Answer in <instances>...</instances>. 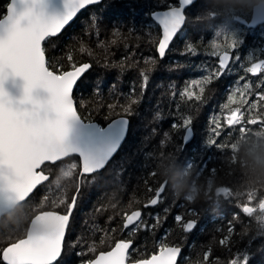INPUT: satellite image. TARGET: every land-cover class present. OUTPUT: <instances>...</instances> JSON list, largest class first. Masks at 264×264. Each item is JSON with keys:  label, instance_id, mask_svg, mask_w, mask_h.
I'll use <instances>...</instances> for the list:
<instances>
[{"label": "snow or ice", "instance_id": "1", "mask_svg": "<svg viewBox=\"0 0 264 264\" xmlns=\"http://www.w3.org/2000/svg\"><path fill=\"white\" fill-rule=\"evenodd\" d=\"M112 5L113 0H65L64 13L49 15L44 11V0H9L6 3L3 14L0 15V208L18 199L23 191L30 190L29 196H34V190L39 191L38 186L44 187L42 181L35 179L37 174L44 176L45 165L55 166L65 159L63 156L56 160L42 159L47 152L67 147L70 156L79 161L80 176L85 184L89 177L98 176L102 171L110 169L115 174L117 168L126 171V165L132 162L131 158H122L119 162L117 158L129 131V117L134 114L138 103L135 98V83L133 91L126 94L125 103H96V108L92 110H99L101 107L107 109L108 114L102 117L101 122L93 119L92 110L83 111L87 102L80 98L79 93L100 65V60L92 50L95 45L86 43L85 37L95 35L98 40L101 35L114 37L99 41V46L105 52L103 67L117 68L120 73L132 69L139 76L142 93L150 74L163 67L162 61L176 47L175 40L187 35L186 23L191 22L189 12L196 7V0H175L174 3L150 0L139 24L134 19L124 20L108 15ZM204 7L205 0L195 14L197 20V13ZM85 14L88 16L84 21L86 27H81L77 36L71 37L74 43L65 44V33ZM260 15H264V10ZM202 24L214 33V38L204 44L202 41L198 43L196 37H193L192 42L184 43L182 54L196 56L200 54L202 47L210 48V55L218 63L215 67L209 66L206 75L186 82L181 91L171 95L178 94L190 109L192 103L189 102H202L206 89L226 74L242 71L244 75L237 77L242 81L247 74L259 73L262 78L260 86L251 83H244L242 89L234 88L232 84L228 86L227 103L223 105V110L226 111L223 123L229 131L236 128L240 132L252 128L251 126L264 124V59L250 62L247 67L243 63L239 64V68L232 67L240 61V56L234 53L239 52L243 42V30L229 37L214 31L215 21L212 24ZM125 28L126 33L122 31ZM145 30L149 36L151 54L143 57L142 65L134 56L129 61L132 48L127 43L123 45L126 48L124 56L119 60L109 61V57L113 55L111 47L116 46L118 40L128 41L133 34ZM136 39L139 40L140 37L136 36ZM54 40L61 43L59 56L52 54L55 51L51 47ZM142 52L141 48L135 49L136 55ZM249 59L251 61V57ZM10 73L23 77L25 81L24 94L19 100H13L3 87V82ZM101 83L97 79L92 86L91 94L94 97L103 96ZM37 87L45 89L48 95L44 98L34 96L33 89ZM250 96L254 99L249 100ZM179 109L180 105L177 104L176 110L171 113L173 119L169 121V129L180 141L179 144L172 145V149L180 155L192 142L194 132L193 116L184 114ZM211 123L214 127L209 137L203 140L201 149L210 146L221 151L227 145L212 138L220 137L224 131L220 116H213ZM73 124H79L82 129H87L96 136L94 146L85 149L79 143L69 141V131ZM161 135L164 139L159 140L152 151L167 148L166 142L173 140L169 131H163ZM152 151L146 153L147 161ZM213 159V156H205L202 152L199 159L188 156L185 161H197L200 169L210 170L209 165ZM156 176L149 162L145 163L137 180L143 182L147 194L146 203L139 202L135 207L123 210L121 224L112 229V232L119 233L129 226L149 230L161 223L159 215L152 216L154 222L151 225L146 219L152 215L146 209L157 206L169 192L166 182L157 180ZM227 198L231 199L232 196L227 195ZM76 204L77 197L73 195L63 211L41 224L38 230L0 241V264H68L66 258L76 248L81 249L75 253L79 264H185L184 259L178 261L183 246L182 239H160L150 254L141 252L130 237L112 236L102 250L97 249L94 244L83 243L81 236L72 241L70 218L74 222L73 211ZM237 206L248 215L246 206L239 203ZM177 207L184 205L178 204ZM168 211V208L164 209L165 214ZM189 213L190 217L181 213L173 217L184 232L191 231L197 224V213L191 208ZM233 231V221L230 220L222 238L216 241L213 236V241L229 250L230 259H220V254L214 253L210 243L205 245L207 250L202 252L194 264H248L250 254H241L239 251L231 253L232 248L240 247V240L232 238ZM236 236L243 238L239 233Z\"/></svg>", "mask_w": 264, "mask_h": 264}, {"label": "trees", "instance_id": "2", "mask_svg": "<svg viewBox=\"0 0 264 264\" xmlns=\"http://www.w3.org/2000/svg\"><path fill=\"white\" fill-rule=\"evenodd\" d=\"M259 1L261 0H210V2L206 4L204 17L199 19V21H194L192 17L191 22L187 23L185 28L187 35L182 39H179L180 44L184 46L185 42H192L193 37H196L198 43L202 41L204 44H207L212 38H214V33L207 29L202 23L212 24V22L215 21L214 31L221 35L231 37L243 30V42L240 45L239 52L234 53V55L238 54L240 56V61L235 65H232V67L239 68L240 63H243L244 66L247 67L250 62L264 59V24L256 29H250L236 21L237 17L249 19L253 5ZM7 2H9V0H0V15L3 14V9ZM149 2L150 0H113V5L109 9L108 15L121 17L122 19L128 17H130L129 19H133L130 15V11H135L136 17H134V20L139 24L143 19L144 12L146 11ZM165 2L174 3L175 0H165ZM139 15H142L141 19ZM87 19V14L81 15L79 21H77L74 27L65 33V44L74 43L71 37L77 36L81 27H86L84 21ZM195 26H197V28ZM122 31L126 33L127 29H122ZM145 31L147 32V30ZM145 31L135 34L140 35L145 33ZM133 36L135 35L133 34ZM190 36H192L191 40H189ZM111 39H114L111 35H101L99 40L95 35L85 37L86 43L90 46L95 45L92 50L95 57L100 60V65L97 67L96 72L89 77L79 93L80 98L87 102L83 111L87 112L95 109L97 102L101 105L125 103L127 99L126 94L133 91V84L135 83V98L138 99V103L135 105L134 114L129 117L131 120L129 134L131 131L135 130L138 124L145 125V121L143 120L144 115H146L147 111L150 110L151 112V109H153L154 120L157 122L156 125L161 126V133L163 131H169L170 136L173 137L171 142H166L167 148H157L152 151V149L158 144V141L164 139L162 135L158 141L147 140L142 135V132H134L133 135L131 134L132 136L130 138L128 135L127 139L129 138V140L123 144L122 150H125V147L128 146L129 151L124 153L125 157H122L121 150L120 156L117 160L119 162L122 158H131L132 162L126 165V171L122 168H117L116 174L114 172L111 177L114 182L115 179H117L118 173L121 175V182H127L128 177H130L131 180L127 184V187L123 184V188H118L116 185L114 186L113 183L114 188L112 189L113 186L111 187L110 184L106 189H110L109 193L101 195L96 203L100 209L105 210V212H110L112 214L111 216L114 217L111 223L114 224L115 227L110 228L115 229L121 224L123 210L128 209L130 206L135 207L139 202L146 203L147 194L144 191L143 182L137 180V176L142 173L143 165L145 163L149 162L150 167L157 174V180L166 182L169 192L163 201L157 206L146 209V211L152 214L150 217L146 218L148 224L151 225L154 222L152 216L159 215L161 217V223H159L161 229H159V227L155 229L158 225L154 229L149 230L133 228L127 230L122 229L119 233L114 232V236L121 235L124 237H130L140 251L146 254H150L151 251L154 250L160 239H166L169 241L182 239L184 253L181 259L183 258L185 260L189 255H192V253H190L191 248L187 249V247L191 245L194 238L186 240L185 238L189 235L188 232H184L181 229L180 224L174 221V215L179 213L178 209H176L178 208L177 205H184L185 201L189 198H191V200H197L200 197H207L210 199L209 197L211 196L212 198L213 194L207 193L209 188L212 190L214 188L215 190L222 186L226 188V193L220 194L218 197L216 196L217 198H213L210 204L207 203L208 205H203V207H205L204 210L198 213V216L195 217L196 219L199 217L201 222L197 231L194 232V235L202 236V231L210 230L211 234L209 233L210 235H208L209 237L203 248H205V245L211 243L213 251H215V249L222 251L220 256L221 259H230L231 254L229 253V250L220 246L216 241L222 238V235L226 234L225 229L228 227V222L230 220L233 221V225L236 223L242 224L240 236L243 238L242 241H240V247L239 249L232 248L231 253H236L237 251L241 254L248 253L250 254L248 264H252V259L254 258H257L255 264H264V182H251L249 179L248 168L245 163V159L248 157L250 150L264 145V124H257L251 126L252 128H249L244 132H240L236 128H232L229 131V128L224 126L223 123L224 116L226 115V111L223 110V105L227 103L228 86L232 84L234 88L241 89L243 88L244 83H251L260 86L262 83L260 74H247L245 80L242 81L237 79L238 76L244 75L242 71H234L231 75L226 74L218 81L213 82L209 88L206 89L202 102H189L192 103V107L189 109L185 101L181 99L178 94L175 96H172L171 94L173 92L178 93L181 91L186 82H190L192 79H199L201 76L206 75L209 66L215 67L218 61L210 55V48L205 49L202 47L200 49V54L196 56L182 54V52L177 51L178 49L176 50L173 48L163 62H166V70H168V68L172 69L175 67H181L183 72L181 77L182 80L176 84H168V88H165L166 91L160 93L164 88L155 85L156 78L153 80V75H155L157 71H160L157 69L150 74L149 81L141 93V81L135 71L128 69L123 73H120L119 69L116 70V68H114L110 70L111 68L105 69L103 67V57L105 56V52L103 48L99 46V41ZM125 43H127L129 48H132V52L129 53V61H131L134 56L135 60L142 65L143 57L141 58V56L135 54V49L140 43L133 37L128 41H124L123 39L118 40L117 45L111 47L113 55L109 57V61L112 59L119 60L124 56L126 48L123 45ZM56 44L55 49L53 48L55 51H53L52 54L59 56L61 53L58 49L61 46V43L56 41ZM76 47L78 48L79 45L77 44ZM250 57L251 61L249 59ZM158 77L162 76L159 75ZM165 77H163V82L166 84ZM97 79L102 81V97H94L91 94L93 91L92 86ZM113 86L115 87L113 88ZM237 99H240V97L237 96ZM248 99L252 100L254 97L250 96ZM149 103H152V108L150 109L147 108ZM177 104L180 105L179 110L181 112L193 116V129L196 125L199 127L197 131L198 133L195 134V138L191 142L189 150L185 149L180 155L172 149V145L179 144L180 141L176 138L175 133L169 129V121L173 119L171 113L176 110ZM234 106L235 105H233V107ZM145 109L148 110L146 111ZM80 110L81 109L78 107V111ZM200 110L201 114L198 119L196 113L200 112ZM117 111H120V109H117ZM157 113L160 115L157 116ZM107 114V109L104 107H101L99 110H92L93 119L97 122H101L102 117ZM217 115L221 118L224 131L221 133L220 137L212 138L216 139L218 143H225L227 147L221 151H217L210 146L207 149H201L203 140L209 137L211 130L214 127L211 123V118ZM128 142L130 143L128 144ZM195 149L203 151L205 156H213L214 159L209 165L211 167L210 170L200 169L197 161H185L186 157L195 156L197 152V150L194 152ZM149 151L152 152L150 153L149 161H147L146 153ZM196 157L198 158V156ZM68 160L76 161V169L79 168L78 159L75 157H69ZM128 173H130L129 176ZM101 174H103V172ZM75 179H77V174ZM47 183H45L44 186ZM44 190L45 187H39V191L36 190L34 193L36 195H42ZM227 195H231L232 198H227ZM31 199L32 196L17 206V208L11 213L6 214L0 219V240L19 236L4 237L5 233L2 221L4 217L17 210H24L26 208H24V206L30 204L32 201ZM55 201L56 202L42 207L41 210H38L39 206H35L38 211L34 214L36 215L38 212L48 209L63 211V208L66 206L67 202H69L61 199ZM206 202L208 201H204V204ZM238 203L243 206L250 205L253 208L252 212L248 213V215L244 214L241 211V208L237 206ZM229 207L230 210L228 209ZM165 208L169 209L167 214L164 212ZM94 210L96 211L97 209ZM142 210L145 211L143 208ZM106 216H108V214L105 215V217ZM234 216L236 219H233ZM30 219L31 217L28 216V221L26 223L27 226ZM106 219L107 218L102 221L101 228L103 229L104 221ZM113 221H115V223ZM213 236H215L216 241H213ZM235 237L236 236L233 232L232 238ZM105 246L100 247V249L102 250ZM255 248L257 252H253ZM204 250L207 249L205 248ZM67 261L68 264H79V259L75 253Z\"/></svg>", "mask_w": 264, "mask_h": 264}, {"label": "rangeland", "instance_id": "3", "mask_svg": "<svg viewBox=\"0 0 264 264\" xmlns=\"http://www.w3.org/2000/svg\"><path fill=\"white\" fill-rule=\"evenodd\" d=\"M209 2H210V0H205L204 9H202L199 13H197V17H199V19L204 17V11L206 9V4H208ZM202 3H203V0H198V2L196 3V7L192 8L189 12L190 17L191 18L193 17L194 21H199L195 18V14H196L199 6ZM129 11H130V9H129ZM130 15L134 19V17H136V12L130 11ZM139 17L141 19L142 15H139ZM129 18L130 17L124 18V19H129ZM195 27L197 28V26H195ZM192 34H193V31H192ZM134 35L135 36H132V37L135 39H136V36L140 37L139 40L136 39L140 43L139 45H137V48L143 49V52L141 54H139V56H141V58H142L144 56L150 55L151 52L149 51V36L147 35V32L145 31V33H142L140 35H137V34H134ZM191 37L192 36H190L189 40H191ZM175 43H176L175 49L176 50L178 49L177 50L178 52H182L183 46L180 44V40H175ZM56 45H57L56 41H53L51 47L55 49ZM162 64H163V67L159 68L160 71L159 72L157 71V73L155 75H153L154 76L153 80L156 78L155 79V81H156L155 85H158L159 87L164 88V89H162V91L160 93H163L164 91H166L165 88L166 89L168 88V86H167L168 84L171 85V84H176L177 82L179 83L180 80H182L181 77L183 74L181 67H175L172 69L168 68V70H166L165 69V67H167L166 62L162 61ZM112 69H114V68H111L110 70H112ZM116 70H117V68H116ZM108 74H110V73H108ZM159 75H161L162 77H158ZM163 77H165L166 84L163 82ZM157 94H158V92H157ZM151 104L152 103H149V105H147L148 109L152 108ZM152 110L153 109H151V112H150V110L147 111L146 115H144L143 120L145 121V123H144L145 125L138 124L137 127L135 128V130L130 132L129 138L134 134V132H142V135L147 140L150 139L153 141H158L160 139L162 129H161L160 125H156L157 122L154 120V115H153ZM200 114H201V110H200V112L196 113V116L198 117V119H199ZM198 129H199V127H197V125H196L194 128L195 134L198 133L197 132ZM129 138L126 140V142L129 140ZM129 143L130 142H128V144ZM190 145H191V143L187 146L186 149L189 150ZM125 148H126L125 150H122V155H121L122 157L124 156V153L129 151L128 146ZM196 150H197V152H196L195 156H198V158L197 157L196 158L199 159V155L203 151H201L200 149H195L194 152ZM76 168H77L76 161L68 160V159L64 160L63 163L57 164L55 166L50 165V164L46 165L45 169L53 175V179L44 186L45 190H44V193L42 195H36L35 194L34 196H32L31 203L25 205L24 208L25 207L26 208L24 210H22V211L17 210L16 212L4 217V219L2 221V226L4 228V233H5L4 237H9V236L15 237L18 235L20 236V235L25 234L27 232V229H28V226L26 225V223L28 221V216L31 217V219H32V217L35 215L34 213L38 210H41L42 207L49 205L50 203L56 202L55 200H57V199L69 201L75 192L76 185H77V189L79 187V185H78L79 168L78 169H76ZM76 174H77V179H75ZM113 174H114V172L112 170H109V171L107 170V171H104L103 174H101L97 178L89 177L88 182L86 184L83 182L81 183V189H80V192L77 193V204H76V208H75V211L73 214L74 222H72V219L70 222V226L73 230L72 241H75L76 237L81 236L83 243L94 244L97 247V249H100V247L107 245V243H109L112 236L115 235V233L111 231L112 228H110V227H115V225L111 223L112 219L114 217L111 216L112 214L110 212H105V210L100 209L98 207V205H96L97 200L101 195H104V194L106 195V193H109L110 189L109 190H106V189L109 187L110 184H111V187L113 186V183H114V186L116 185L118 188H123L122 187L123 184L125 187H127L128 186L127 184L131 180V178L128 177L127 182H124V181L121 182L120 181L121 175L117 173V179H115V181L113 182L112 177H111ZM129 175H130V173H128V176ZM133 177H134V174H133ZM114 186L112 187V189L114 188ZM220 187H222V186H220ZM220 187H218V188H220ZM218 188H216L215 190H214V188H213V190L211 188H209V190L207 191V193L213 194L212 198H211V196L209 197L210 199H208L207 197H205V198L200 197L197 200H193V199L191 200V198H189L188 200L185 201L184 207H178L176 209H178L179 213H181L182 215H184L186 217L190 216L189 208L193 209L198 214L204 210L205 207H203V205H206L207 203L210 204V202H212L213 198H217L218 195L226 193V192L218 193L217 192ZM125 189H127V188H125ZM47 190H48V192H47ZM35 200H37V201H35ZM204 201H208V202H206L204 204ZM35 206H39L38 210H36ZM131 207L132 206H130L129 208H131ZM173 208H174V206H173ZM94 209H97V210L95 211ZM228 209L230 210V207ZM107 214H108V216L105 217V215H107ZM109 217H112V219L110 220ZM105 218H107V219L104 221V226H103L104 229H103V228H101V225H102V221ZM31 219L29 220V223H30ZM197 221H198L197 226L191 232H188L189 235L185 238L186 240H188L190 238H194L191 245L189 247H187V249L191 248L190 253H192V255L191 256L189 255V257L184 260L185 264H194V262L200 257V255H202V250L204 251V249H205V248H203V246L207 242V239L209 237L208 235L211 234L210 230H205V231H202L203 232L202 236H195L194 232L197 231V229L200 225L201 219L198 217ZM108 227H109V232H108ZM158 227H159V229H161L160 225H158L155 229H157ZM241 230H242V224L236 223L234 225V231H233L234 235L236 236V233L241 234L240 233ZM119 236H121V235H119ZM235 238L242 241V238H239L237 236ZM0 241H2V239ZM80 250H81L80 248H76V249H74L73 252H69L66 259L68 260L74 253L79 252ZM253 252H257L256 248L254 249ZM214 253H219L220 254L219 258H220L222 251L221 250L218 251L215 249ZM215 258L216 257L214 256L213 259H215ZM256 261H257V258L252 259V264H255Z\"/></svg>", "mask_w": 264, "mask_h": 264}, {"label": "water", "instance_id": "4", "mask_svg": "<svg viewBox=\"0 0 264 264\" xmlns=\"http://www.w3.org/2000/svg\"><path fill=\"white\" fill-rule=\"evenodd\" d=\"M197 2H198V0H196V3ZM262 10H264V0H261V1L255 3L253 5L249 19L237 17L236 21H238L242 25L246 26L247 28L256 29L260 25L264 24V15H260V12ZM44 11L49 15H59V14L64 13V11H65V0H44ZM174 40H175V38H174ZM24 84H25V81H24L23 77L10 73L8 75L7 79L3 82V87L6 89L9 96L13 98V100H19V98L22 97L24 94ZM33 95L40 97V98H44L48 95V93L46 92L45 89L37 87V88L33 89ZM129 122L131 124L130 119H129ZM129 131H130V127H129ZM129 131L126 134V140H127L128 135H129ZM193 132H194V129H193ZM194 137H195V133H194ZM68 139L70 142L79 143V145L85 149H87L91 146H94V144L97 142L96 136L91 134L89 130L82 129L79 124H73L71 126ZM126 140H125V142H126ZM193 140H194V138H193ZM62 156L65 157V159L72 157V156H70V153H69L67 147H64L60 150L47 152L44 154L42 159H44V160H56ZM49 178H50V176L47 173H45L44 176H40L39 174H37V176L35 177L36 180L42 181L43 184ZM39 187L40 186H38V188ZM29 191L30 190L23 191L21 196L18 199H16L15 201H13L10 204H5L4 207L0 208V219L3 216H5L6 214L11 213L17 206H19L20 204L25 202L30 197ZM35 191L36 190H34V192ZM217 192L218 193H224V192H226V188L220 187L217 189ZM246 207L248 209V213H251L253 208L250 205H246ZM74 211H75V208H74ZM74 211H73V214H74ZM56 213H58V211H54V210H45V211L38 212L36 215H34L32 217V219L28 225L27 232L38 230V228L41 224L53 219L55 217ZM71 219L72 218H70V222H71ZM196 226H197V224H196ZM130 227H132V226H129L128 228H130ZM191 231H188V232H191ZM66 237H67V231H66ZM183 253H184V249L182 247V251H181L180 256L178 257V261L181 259Z\"/></svg>", "mask_w": 264, "mask_h": 264}, {"label": "clouds", "instance_id": "5", "mask_svg": "<svg viewBox=\"0 0 264 264\" xmlns=\"http://www.w3.org/2000/svg\"><path fill=\"white\" fill-rule=\"evenodd\" d=\"M245 163L250 181L253 183L264 182V145L250 150Z\"/></svg>", "mask_w": 264, "mask_h": 264}, {"label": "flooded vegetation", "instance_id": "6", "mask_svg": "<svg viewBox=\"0 0 264 264\" xmlns=\"http://www.w3.org/2000/svg\"><path fill=\"white\" fill-rule=\"evenodd\" d=\"M66 159H68V158H66ZM65 159V160H66ZM46 166V165H45ZM43 171L45 172V173H47V174H49V176H50V178L45 182V183H47V182H50L52 179H53V175L51 174V173H49L46 169H45V167H44V169H43ZM102 172H104V171H102ZM101 172V173H102ZM100 173V174H101ZM99 174V175H100ZM98 175V176H99ZM98 176H92V177H95V178H97ZM44 183V184H45ZM81 183H82V178H81V176H80V169H79V173H78V185H79V187H78V189H77V185H76V189H75V192H74V195H76V197H77V193L78 192H80V189H81ZM78 190V191H77ZM155 207V206H154ZM76 208V207H75ZM153 208V207H152ZM49 210V209H48ZM45 211V210H44ZM54 211H58V212H61L60 210H54ZM143 211V210H142ZM132 227H130V228H127V229H131ZM127 229H125V230H127ZM184 249V248H183Z\"/></svg>", "mask_w": 264, "mask_h": 264}]
</instances>
